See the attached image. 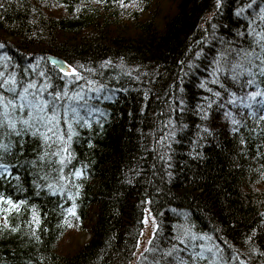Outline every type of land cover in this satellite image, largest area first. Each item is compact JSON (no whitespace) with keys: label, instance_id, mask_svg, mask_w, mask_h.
Returning a JSON list of instances; mask_svg holds the SVG:
<instances>
[{"label":"trees","instance_id":"obj_1","mask_svg":"<svg viewBox=\"0 0 264 264\" xmlns=\"http://www.w3.org/2000/svg\"><path fill=\"white\" fill-rule=\"evenodd\" d=\"M171 2L156 22L151 0H0L4 102L87 101L54 133L0 104V264H264V0Z\"/></svg>","mask_w":264,"mask_h":264},{"label":"snow or ice","instance_id":"obj_2","mask_svg":"<svg viewBox=\"0 0 264 264\" xmlns=\"http://www.w3.org/2000/svg\"><path fill=\"white\" fill-rule=\"evenodd\" d=\"M3 5L0 4V8H2ZM0 47H2V45H0ZM262 49H264V45H261ZM257 59H261V66H259V71L258 74L262 77H264V58L260 57L259 54H255ZM242 66L237 64L234 66V68H241ZM253 67H257L256 65H253ZM74 74V70L73 73ZM248 75L250 77H255V75H257V73H253L251 71H241V72H236L235 75H233V79H238L240 76L242 75ZM65 75H69L68 72H65ZM9 83V81L5 80L0 82V88H4L7 84ZM14 83V81L12 82ZM247 85H255L256 84V80L253 79H249L246 81ZM31 88H36V85L34 84H29L28 88L24 89V93L23 94H19V98L21 100L22 103H20L19 105H17L14 100H7V102L5 103V97L3 96V93H0V104H4V119L8 120V127L10 129L15 130L16 129V121L15 120H11L8 119V108L9 106H11L12 110L15 111L17 109V107H19V109L21 111H23L26 108L29 109H35V113L33 112H29V117L31 120L33 121H37V122H41L42 126H47V125H51V127H48V132H53L55 131L56 127L58 126L59 122L61 119H65V123H68V120L66 119L68 117V113L71 112L73 113V119L76 120V123H80L81 121H84V123H87V120L85 119L84 116H81L80 113L77 111V108H87V101L85 100L83 104H77L76 106H69L65 112H64V117H61L59 115V113L57 112V105L55 104V101L62 99L61 95L57 94L53 97V99L51 101L49 100H44L42 98L40 99H36V100H29L28 99V89ZM9 92L12 93H16V89L15 87L12 88H7L6 89ZM64 96H67V93H64ZM257 97H264V92L261 91H256L253 92L249 95L248 99L250 102H256L259 105H261L262 107L260 109H258V111H264V99H260L257 100ZM69 99H76L77 101L80 100H84V97L81 95H77L76 97L72 98L70 97ZM250 104H246L245 107H249ZM59 107L63 108V105H60ZM46 110L51 111L52 115L51 116H46ZM43 114V115H42ZM261 119H264V117H260ZM23 123L25 125H27L29 128L32 127L33 125L30 123L29 120H24ZM233 123H237V121H233ZM83 126V125H81ZM4 127V121L0 120V129H3ZM72 124L68 123V128L71 129ZM17 134H19V132H17ZM73 135H75L76 133L73 132ZM45 136V140L47 141L48 139H50V137L47 135V133L44 134ZM63 137H60V139H62ZM71 135L68 136V140H71ZM66 150V149H65ZM63 163V161H61ZM81 173L80 172H76V176H80ZM183 242V241H182ZM169 256L172 255L171 252L168 253Z\"/></svg>","mask_w":264,"mask_h":264},{"label":"rangeland","instance_id":"obj_3","mask_svg":"<svg viewBox=\"0 0 264 264\" xmlns=\"http://www.w3.org/2000/svg\"><path fill=\"white\" fill-rule=\"evenodd\" d=\"M128 6L132 9H135L136 11L131 13L130 11L127 10V13L129 15H136L139 19L140 18H145L147 17V13H141L142 10L140 9V7L136 4H132L133 7H131L130 5H125ZM150 7V15L152 13L154 20L156 22L159 21V18L163 15V13L165 11H167L170 7H172V2L171 0H151V6ZM57 12L56 13H62V9L61 8H56ZM144 232L142 233L140 240L138 242V251H142L143 248L145 247L147 241L149 240L152 231H153V221L151 219V217L148 215L145 220H144ZM67 235H69V239L66 241ZM89 238V235L87 234V232L85 230H80V231H75V230H70L68 231V233L66 234V237L64 239H62L61 243L62 245H64V248H73L76 244H80V243H84L87 241V239ZM70 242V243H68Z\"/></svg>","mask_w":264,"mask_h":264},{"label":"water","instance_id":"obj_4","mask_svg":"<svg viewBox=\"0 0 264 264\" xmlns=\"http://www.w3.org/2000/svg\"><path fill=\"white\" fill-rule=\"evenodd\" d=\"M47 60L52 66H54L60 72L64 74L65 72L71 73V68L68 65H66V63L61 58L56 56H48Z\"/></svg>","mask_w":264,"mask_h":264}]
</instances>
